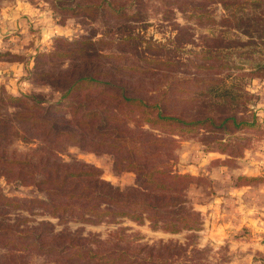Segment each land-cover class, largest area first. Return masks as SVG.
<instances>
[{"label": "rangeland", "instance_id": "obj_1", "mask_svg": "<svg viewBox=\"0 0 264 264\" xmlns=\"http://www.w3.org/2000/svg\"><path fill=\"white\" fill-rule=\"evenodd\" d=\"M84 72L110 84L94 89L84 84L64 100L85 103L92 91H102L148 103L121 105L110 133L162 139L167 155L171 151V168L201 178L186 192L201 213L200 228L169 233L128 218L60 224L39 204L24 203L40 195L34 185L2 174L0 225L21 230L48 220L55 229L102 238L125 226L141 241L188 244L185 259L196 264H264V0H0V139H11L0 143L7 153L36 150L40 143L32 139H97L90 125L88 138L79 132L46 134L42 125L22 122L23 108L7 98L33 94L46 106L60 97L65 77ZM158 108L196 121L145 119ZM70 114L64 107L50 116L73 124ZM62 157L94 165L113 185L133 181L131 172L115 171L107 151L73 145ZM6 198L19 201L11 205ZM10 230L0 234V264H58L51 253L23 250L21 235Z\"/></svg>", "mask_w": 264, "mask_h": 264}, {"label": "trees", "instance_id": "obj_2", "mask_svg": "<svg viewBox=\"0 0 264 264\" xmlns=\"http://www.w3.org/2000/svg\"><path fill=\"white\" fill-rule=\"evenodd\" d=\"M44 55L48 58L54 54ZM69 78H64V84L68 83L58 100L46 106L42 105L43 100L33 94L7 96L9 101L15 103V107L23 108L21 111L25 115L20 119L22 122L28 120L35 126L42 125L46 134L57 137L59 134L70 136L79 132L81 138H88L87 127L90 125L91 132L97 135V139H32L40 143L41 147L39 145V148L27 153H17L15 149L7 153L5 146L0 143V174L6 180L13 179L25 186L34 185L40 194L24 199V203L28 207L39 204L43 214L56 218L60 224L69 220L91 224L119 223L121 219L128 218L137 223L147 222L151 229L169 233L199 229L201 213L186 192L193 181H200L201 178L172 169L171 151L167 155L163 149L166 148V142L162 139H127L110 133L121 105L135 103L146 106L148 103L138 96L102 91H92L93 96L85 103L78 102L76 98L64 100L65 96L76 92L84 84L93 89L99 88V84L101 87L110 84L109 80L88 72ZM64 107H68L70 115L76 118L73 124H62L51 118L52 112ZM29 108L40 110V115L30 112L27 110ZM159 109L145 119L181 124L196 121L185 120ZM143 112L147 113L146 110ZM230 118L236 122L235 118ZM124 127L129 126L125 124ZM2 140L11 141L0 139V142ZM20 140L29 142L30 139ZM73 145L94 152H109L115 171L131 172L133 181L124 186L113 185L101 177V171L94 165L77 158L63 159L62 153ZM6 199L11 205L17 204L16 198ZM36 223L25 225L21 230H10L9 224L0 225V234L4 228L10 233L20 234L23 250L38 248L46 254L51 253L57 257L55 260L58 264L197 263L196 260L185 259L188 244L172 239L141 241L136 232H129L125 226H117L102 238L95 233L83 235L65 226L55 229L48 220ZM8 242L12 243L10 239ZM192 251L199 253L203 250L194 247ZM16 259L14 256L15 262Z\"/></svg>", "mask_w": 264, "mask_h": 264}]
</instances>
